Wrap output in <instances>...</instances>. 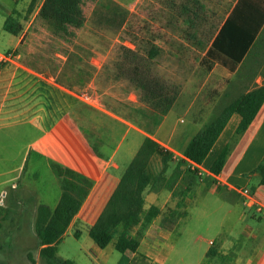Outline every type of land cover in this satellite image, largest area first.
<instances>
[{
  "label": "crops",
  "instance_id": "1",
  "mask_svg": "<svg viewBox=\"0 0 264 264\" xmlns=\"http://www.w3.org/2000/svg\"><path fill=\"white\" fill-rule=\"evenodd\" d=\"M236 1L231 2L218 28ZM29 2L30 0L27 5ZM41 3L42 0L36 4L37 8L35 6L36 14ZM19 13L20 11L13 10L12 14L5 15L4 19L13 15L21 22ZM11 34L12 37L0 32V42L9 43V46L0 52L11 55L13 53L15 56L0 62V128L25 125L26 130L31 133L24 143L21 162L15 166L17 174L11 178V187L18 189L19 184L14 179L18 177L21 168L25 167L24 163L31 154L47 167H51L53 162L87 177L91 186L64 234L71 229L73 234L78 235L82 228L88 233L147 134L123 112L119 102L111 96L96 99L80 94L81 84L67 82L69 76L66 72V60L63 56V59H60V52L56 51L54 56L46 58L40 54V48L44 49V46L28 43L27 39L34 35L33 30H20L17 34ZM206 49L198 62L204 78L199 89L203 88L205 83L217 84L219 81L222 84L220 94L225 97L224 101L227 103L240 93L264 84V25L257 35L256 43L251 46L234 71L217 62L208 67L209 62L203 61ZM19 50H25V53H19ZM209 77H212V81L208 82ZM214 79L219 80L214 82ZM192 85V78L186 77L183 91L175 96L171 106L172 108L180 97L186 95L181 100V106L184 113L189 112L193 116L191 122L181 128H177L176 122H167L170 108L156 127L150 126L153 131L149 134L150 137L164 149L171 151L173 159L183 157V150L188 141L200 129L194 128L195 123L200 120L197 118L206 115V105L204 108L193 106L190 92ZM218 109L213 108L212 111ZM179 121L184 122L181 117ZM239 121L240 115L234 112L201 164L193 165L190 160L185 163L192 169L196 167L198 173H201L204 167L208 175L212 176L213 180L207 182V191L216 194L224 207V214L232 216L230 227L220 236L216 230L209 237L196 236L193 229H190L186 218L189 213L185 208L190 201L189 194L195 182L191 178L183 181L186 174L185 165H182L180 175L171 188L167 186L171 173L166 171L158 182L148 185L143 191L144 210L154 204L159 207L160 213L138 237L137 251H127L131 253L132 258L137 256L146 263L159 260L160 264H264V215L257 211L255 205L246 208L239 206L240 210L236 209L239 203L242 205L238 190L240 187H249L256 201L264 205V185L259 183L258 174L251 172L264 156V102L247 129L231 145L222 170L218 174L210 171L213 161L231 139ZM132 131L134 134L128 140ZM175 146H179V149ZM207 158L209 162L205 164ZM171 164L175 167L176 162L171 160L168 168ZM157 167L154 174L162 169L161 160L160 166L157 163ZM12 171L11 169L10 172ZM200 181L203 183L204 179L200 178ZM252 181L254 182L250 183ZM181 184L184 193L183 206L177 208L178 211L172 215L171 210H174L178 200L173 191ZM188 186L190 189L186 191ZM203 186L204 184L202 188ZM2 194L7 196L6 192ZM59 198L60 196L55 197L53 203L44 204L53 209ZM10 199V207L18 213L30 214L31 219H34L37 206L42 203L35 199L27 188L13 191ZM181 211L185 215L178 214ZM139 228L140 223L132 225L126 234L129 237L137 236ZM150 243L160 247V250H154Z\"/></svg>",
  "mask_w": 264,
  "mask_h": 264
},
{
  "label": "rangeland",
  "instance_id": "2",
  "mask_svg": "<svg viewBox=\"0 0 264 264\" xmlns=\"http://www.w3.org/2000/svg\"><path fill=\"white\" fill-rule=\"evenodd\" d=\"M27 1L0 0V32L13 36L2 29L3 19L13 10L20 11L21 30L34 31L33 37L27 39L28 43L44 46V49L40 48V54L46 58L54 56L56 51L60 52V59L65 57L68 83L81 84L79 93L82 95L96 99L111 96L148 136L153 133L150 126L156 127L164 115L161 114V108L166 104L164 97H170L173 104L175 96L183 91V83L188 76L193 83L190 86L193 106H207L204 111L206 115L195 117L200 119L195 123V129L201 128L226 103L225 97L220 94L222 84L219 81L217 84L205 83L199 89L204 78L198 62L233 0H84L81 24L72 27L74 36L55 34L35 13L37 6L32 12H27ZM40 2L37 0V5ZM112 17L114 20H111ZM187 18L192 19L193 23H189ZM7 46L9 43L0 42V51L3 52ZM124 46L132 48L138 57L134 60L130 58L127 63V60L122 59ZM150 48L156 49L153 57H149ZM19 53L24 54L25 50H19ZM13 55L10 58H15ZM135 63L140 66V74L151 80V86L158 91L154 97L146 95L142 88L136 86L137 79L130 77L132 72L127 71L130 68L128 64ZM210 80L212 77H209L208 82ZM216 80L219 79H214V82ZM185 97H180L168 113L167 122H176L177 128L193 120L191 113H184L181 106V100ZM211 107L218 110L212 111ZM180 117L184 122L179 121ZM133 134L134 131L128 140ZM30 135L25 125L0 128V260L8 264H48L39 254L34 231L35 213L34 219H31L30 214L18 213L10 207L12 192L27 188L42 203H53L55 197L61 194L60 181L52 165L45 166L32 154L14 179L19 184L18 189L11 187V178L17 174L15 166L21 162L24 143ZM175 147L179 149V146ZM205 162L208 164L209 159ZM157 163L160 166V157L152 155L149 159L152 173L157 172ZM183 165L186 174L183 181L191 178L195 182L185 208L189 213L186 218L190 229L196 236L209 237L216 230L220 236L230 227L233 218L224 214L219 197L207 191V182L213 180L212 176L208 175L204 167L198 173L189 171L187 165ZM173 168L171 164L167 173H171ZM200 178L204 179L203 183ZM182 187V184L178 185L176 190L182 191ZM3 192L7 193L6 197ZM239 206L246 208L239 203L237 210H240ZM114 243L115 238L102 248L94 243L85 228L78 235L69 229L57 245L56 256L70 259L71 264H160L159 260L146 263L137 256L132 258L130 252L116 250ZM150 246L160 250L155 244L150 243ZM28 252L34 258V263L27 257Z\"/></svg>",
  "mask_w": 264,
  "mask_h": 264
},
{
  "label": "trees",
  "instance_id": "3",
  "mask_svg": "<svg viewBox=\"0 0 264 264\" xmlns=\"http://www.w3.org/2000/svg\"><path fill=\"white\" fill-rule=\"evenodd\" d=\"M83 1L42 0L37 15L53 29L55 34L74 36L75 31L72 27H78L81 24ZM36 4L37 0H30L27 12H32ZM111 20H114V17ZM187 20L189 23H193L192 19L187 18ZM263 25L264 0H237L206 49L203 61L209 62L208 67L211 63L217 62L230 71H234L251 49V46L256 43L257 35ZM3 29L17 34L22 29V24L15 16L8 15L4 19ZM155 53L156 49L150 48L149 57H153ZM137 57L132 48L123 47L122 59L127 60V63L130 58L134 60ZM128 66L130 68L127 71L132 72L130 77L137 79L136 86L142 88L146 95L154 97L158 94L154 86H151V80L140 74L139 64H128ZM127 77L129 78V73ZM163 100L166 101V104L161 108V114H166L172 106V100L167 96ZM263 102L264 84L247 92H242L227 102L188 141L183 150V157L178 158L169 175L167 186L172 187L180 175V167L187 160L195 164L203 162L230 116L236 112L240 115V121L231 139L223 146L210 167L212 173L218 174L223 168L231 145L247 129ZM155 154L160 157L162 163V169L156 174L152 173L149 168V159ZM172 156L171 151L164 149L152 137L148 135L144 137L140 147L123 171L105 207L88 230V235L99 247H105L115 238L114 246L116 250L122 253L137 251L139 246L138 237L142 235L153 218L160 213L159 207L154 204L144 210L143 191L148 185L154 184L162 178V175L167 171L169 162L173 160ZM51 165L60 178L62 192L53 209L44 203L37 206L34 231L38 239L39 254L42 259L48 264H71L70 259H59L56 256L57 245L71 219L78 211L83 198L87 195L91 181L70 168L53 162ZM187 167L189 171H198L196 167L194 169ZM251 172H256L259 176V183L264 185V156ZM188 189H190V186L186 188V191ZM173 195L178 196V200L174 210H171L172 215L178 211L177 208L183 206L182 197L184 193L183 190L178 192L175 189ZM181 213L184 212H178V214ZM137 223H140L137 236L129 237L126 234L127 229ZM119 229L121 232H119ZM27 257L32 263L35 262L31 253L28 252ZM0 264L8 263L0 260Z\"/></svg>",
  "mask_w": 264,
  "mask_h": 264
},
{
  "label": "built area",
  "instance_id": "4",
  "mask_svg": "<svg viewBox=\"0 0 264 264\" xmlns=\"http://www.w3.org/2000/svg\"><path fill=\"white\" fill-rule=\"evenodd\" d=\"M11 54L10 53H2L0 52V62L1 61H6L10 58ZM84 96L88 97V95ZM191 163L194 165V162L191 161ZM239 194L242 197V205L244 207H249L253 206L257 209L258 212L262 213L264 215V205L256 201L254 198L252 191L248 187H242L239 189ZM4 195V194H3Z\"/></svg>",
  "mask_w": 264,
  "mask_h": 264
}]
</instances>
